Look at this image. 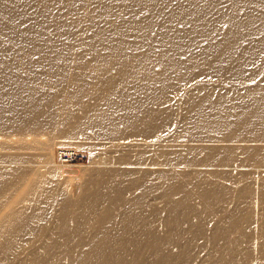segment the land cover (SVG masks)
Instances as JSON below:
<instances>
[{"label": "bare ground", "instance_id": "1", "mask_svg": "<svg viewBox=\"0 0 264 264\" xmlns=\"http://www.w3.org/2000/svg\"><path fill=\"white\" fill-rule=\"evenodd\" d=\"M72 52L108 87L105 115L81 121L117 144L69 189L50 169L68 141L41 119L58 90L99 91L59 87ZM0 146V264H264V0H0Z\"/></svg>", "mask_w": 264, "mask_h": 264}, {"label": "rangeland", "instance_id": "2", "mask_svg": "<svg viewBox=\"0 0 264 264\" xmlns=\"http://www.w3.org/2000/svg\"><path fill=\"white\" fill-rule=\"evenodd\" d=\"M88 4H96L100 0H86ZM219 7L224 9L226 6L222 3V1L219 2ZM108 11V8H104L101 6H96L92 7V11L90 10V14L95 18L97 15L100 14H105ZM89 22H85L82 27L79 28L81 30L80 32H85L88 29ZM87 34L80 35L76 42L86 36ZM59 41H63L59 39ZM92 43H87L84 44L83 47H90ZM178 47H181L180 45H177ZM196 47L192 46V51L195 50ZM55 50H61V46H55ZM181 51V50H180ZM184 52H180L175 54L176 56L174 57H187V55H181ZM77 53L72 52L70 58H64L62 56L58 57L57 60H55V70L57 72H54L55 76L58 77L60 80H63L64 82L59 85L60 88H70V87H78L82 85V80L85 81L86 79L89 78V83L91 84L88 88L89 90L94 87L99 88L98 92H91L90 96L88 98L89 104H84L83 100L81 98L75 97L73 94L65 93L64 90L60 91L58 90V94L55 97H50L45 99L46 101V107L44 110V115L50 116L49 119L44 120L41 119V123L43 125V132L44 136L51 131L52 134H49L50 137L52 136L51 142H47L49 144H53L56 142H59L60 140H67V143H62V144H55L53 146V155H52V163L54 164L53 167H51V171L53 173H56L58 175L53 176L52 178L54 180H61L62 185L66 186V188L71 189V186L73 185L76 180H79L82 177H85L87 173H91L95 168L96 164L98 162H101V160L104 159L106 160L105 154L106 151L109 150L110 146H114L117 144V142L111 141L112 138L107 131H109L110 124L108 122H104L102 125L107 126L101 127L105 134L102 135V137H99V134L95 128H92V126L87 127L86 125L89 124H83L81 121L82 113L88 112L90 114L91 119L93 117H100L105 115L104 109L106 108L105 105L99 102L100 97L103 94L107 93L108 87L103 85L100 80V76L97 73L94 74H87L86 73V66L83 68H78L79 66V61L77 60V56H75ZM188 58V57H187ZM199 59V58H198ZM68 60V61H66ZM200 61V59H199ZM57 63H59L61 66H58ZM190 63V62H187ZM70 64L73 66V69L76 68L74 71L78 78H68L66 72L67 65ZM163 64V66H162ZM162 64H155L154 66L151 67L153 75H157L155 71L159 68L162 67H167L170 68L169 62H163ZM199 65V64H198ZM203 65H207L205 62H203ZM161 66V67H158ZM137 67V66H135ZM134 67V68H135ZM174 68V67H173ZM195 69V68H194ZM208 72L211 71V69H206ZM170 71V70H167ZM52 83H54L52 81ZM136 84L132 83L130 88L135 87ZM46 89V87H45ZM44 89V90H45ZM128 89V87H124L120 90H125ZM55 90V89H54ZM93 91V89H91ZM66 97L69 98L70 100L68 101L69 104L63 103V98ZM107 98V95L104 96ZM145 99V97L143 96ZM109 103L114 102V97H108ZM152 100H156L154 98H151ZM191 99V98H190ZM180 112V114L184 115L183 118L188 120L189 112H188V104L186 103H178V107L176 108ZM222 109L223 106H222ZM86 110V111H85ZM160 112V110H156L157 112ZM225 111V110H224ZM46 116V117H47ZM46 119V118H45ZM46 121V124H45ZM172 122V121H171ZM107 124V125H106ZM186 127H191V124L189 122H186ZM37 129V126H36ZM105 129V130H104ZM108 129V130H107ZM38 130V129H37ZM102 131V130H101ZM100 131V132H101ZM39 132V131H38ZM99 132V133H100ZM194 133V132H193ZM192 133V134H193ZM54 134V135H53ZM165 134L168 136V142L170 143L171 146H168L164 149L165 152L162 153V156H170L172 158L177 157L178 152L183 151V147L179 143H175V136L171 131L166 130ZM163 137V135H162ZM148 139H152L154 141L160 140L161 138L159 137V133H157L156 129L150 130V134L148 135ZM161 143H156L155 148L151 147V152L154 157L158 158V152L160 151V146ZM73 148L77 150L81 154L80 160L76 162H71V163H59L56 161L55 153L58 148ZM0 146V157L6 159L3 157V153L7 152L8 150H1ZM10 151V150H9ZM8 151V152H9ZM161 157V155H160ZM0 158V159H1ZM39 160V158L37 159ZM36 160V161H37ZM38 162V161H37ZM0 163H2V160H0ZM25 165V163H24ZM95 166V167H94ZM54 168V170H53ZM55 171V172H54ZM63 172V173H61ZM62 177L60 178L59 177ZM150 202L152 204H157L158 202L155 201L154 198H150ZM250 264H263L262 263V258L259 254L258 251L252 255V258L250 259Z\"/></svg>", "mask_w": 264, "mask_h": 264}, {"label": "built area", "instance_id": "3", "mask_svg": "<svg viewBox=\"0 0 264 264\" xmlns=\"http://www.w3.org/2000/svg\"><path fill=\"white\" fill-rule=\"evenodd\" d=\"M56 161L59 163H71L76 162L81 158V154L73 148H58L55 153Z\"/></svg>", "mask_w": 264, "mask_h": 264}]
</instances>
